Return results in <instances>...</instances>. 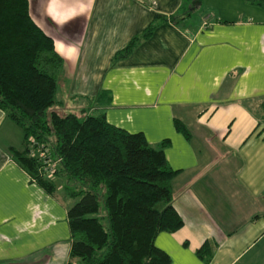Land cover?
Here are the masks:
<instances>
[{"label":"crops","instance_id":"crops-1","mask_svg":"<svg viewBox=\"0 0 264 264\" xmlns=\"http://www.w3.org/2000/svg\"><path fill=\"white\" fill-rule=\"evenodd\" d=\"M182 1L29 0V9L63 58L56 109L78 113L103 91L109 103L89 111L151 144L169 140L173 205L183 219L155 237L169 264H264V9L200 0L175 24L169 18ZM156 20L149 37L113 62ZM8 120L0 109V264H73L72 200L47 194L9 158L16 146ZM207 240L205 263L196 252Z\"/></svg>","mask_w":264,"mask_h":264},{"label":"trees","instance_id":"trees-1","mask_svg":"<svg viewBox=\"0 0 264 264\" xmlns=\"http://www.w3.org/2000/svg\"><path fill=\"white\" fill-rule=\"evenodd\" d=\"M200 0H183L169 20L179 24ZM264 9V0H245ZM159 20L150 22L113 56L126 57L149 37ZM63 58L53 39L32 17L29 0H0V109L22 130L21 148L8 156L47 194L59 191L72 200L66 207L69 263L169 264L157 247L160 232H174L183 219L173 205L177 173L166 157L169 140L151 144L142 132L109 123L102 110L106 92L91 97V106L59 113L57 88ZM175 127L189 136L178 119ZM60 158L51 175L44 172L39 149ZM33 151V154L31 153ZM211 242L197 255L208 263Z\"/></svg>","mask_w":264,"mask_h":264},{"label":"rangeland","instance_id":"rangeland-1","mask_svg":"<svg viewBox=\"0 0 264 264\" xmlns=\"http://www.w3.org/2000/svg\"><path fill=\"white\" fill-rule=\"evenodd\" d=\"M248 13H249V11H248ZM255 13L253 12V14H255ZM262 13H264V12H262ZM245 14H247V13H245ZM254 16H255V18L260 17L259 15H256V14ZM262 18H264V17H262ZM259 19H261V18H259ZM73 108L74 107L66 104V105H64V107L57 109V110L59 111V113L75 112L76 110ZM8 123H9V125L12 126V129H14V130H12L10 128V130L8 131L10 134L8 136L11 138L12 142H14L16 147L21 148V146H22V135H23L22 130L17 125H15L13 122H11L10 120H8ZM0 138H2V136H0ZM59 193H62V192L59 191ZM59 196L63 200H67V198L65 199L61 194H59Z\"/></svg>","mask_w":264,"mask_h":264},{"label":"built area","instance_id":"built-area-1","mask_svg":"<svg viewBox=\"0 0 264 264\" xmlns=\"http://www.w3.org/2000/svg\"><path fill=\"white\" fill-rule=\"evenodd\" d=\"M31 153L33 154V151H31ZM38 153H39V155L41 156V158L43 160L44 172H46L48 175H51L52 172L54 171L55 166L57 165V162L60 161V158H58L56 160H52L49 157L48 152L44 151L41 148L38 150Z\"/></svg>","mask_w":264,"mask_h":264}]
</instances>
